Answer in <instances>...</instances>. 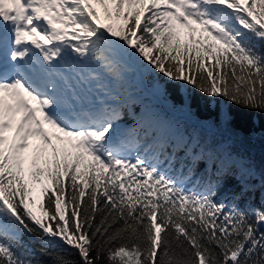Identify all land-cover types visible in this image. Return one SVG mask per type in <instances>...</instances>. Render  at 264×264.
<instances>
[{
    "label": "snow or ice",
    "instance_id": "1",
    "mask_svg": "<svg viewBox=\"0 0 264 264\" xmlns=\"http://www.w3.org/2000/svg\"><path fill=\"white\" fill-rule=\"evenodd\" d=\"M137 68L165 94L191 85L264 112V0H0V264H45L25 235L54 264H264V206L236 202L250 168L181 141L205 166L188 188L192 167L181 178L149 155L165 118L144 105L121 128L143 104L125 87ZM228 176L232 203L217 198Z\"/></svg>",
    "mask_w": 264,
    "mask_h": 264
},
{
    "label": "trees",
    "instance_id": "2",
    "mask_svg": "<svg viewBox=\"0 0 264 264\" xmlns=\"http://www.w3.org/2000/svg\"><path fill=\"white\" fill-rule=\"evenodd\" d=\"M137 72L138 69L131 70L128 76L132 77ZM147 74L149 83L153 86L164 80L155 73L147 72ZM129 84L134 85L132 81ZM166 86V94L154 87L164 96L167 105L158 104L151 96L142 98L143 104L134 105L132 114H125L122 117L119 122L121 128L134 126L135 117L139 116L142 107L147 105L165 118L170 125L168 142L163 148L153 145L149 152L150 156L155 155L158 158L161 168L183 178L189 176V168L192 167L193 173L186 181V186L188 188L197 186L206 179L205 166L203 163L193 166L190 158L186 157L184 148L178 147V144L181 141L191 143L193 139L198 140L202 146L208 145L231 155L255 174V179L249 181L250 184L255 185V188L236 201L239 206L244 209L249 206L256 208L264 206V187L261 186V182L264 181V112L243 109L225 100L212 98L191 85L166 82ZM226 109L233 115V120L228 124H224L218 117L220 111ZM141 137H143L142 132ZM149 144H152L151 138L142 139L139 149L141 154ZM239 192L240 184L237 179L228 176L218 190L217 198L232 203L234 194ZM24 241L34 249L33 258L42 260L45 264H54L56 256L61 254L57 250L43 248L38 237L31 238L25 235ZM63 255L67 254L63 253Z\"/></svg>",
    "mask_w": 264,
    "mask_h": 264
},
{
    "label": "rangeland",
    "instance_id": "3",
    "mask_svg": "<svg viewBox=\"0 0 264 264\" xmlns=\"http://www.w3.org/2000/svg\"><path fill=\"white\" fill-rule=\"evenodd\" d=\"M134 155V154H133Z\"/></svg>",
    "mask_w": 264,
    "mask_h": 264
}]
</instances>
